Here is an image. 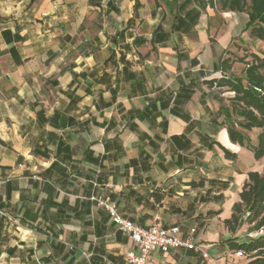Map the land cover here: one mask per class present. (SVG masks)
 Instances as JSON below:
<instances>
[{
	"label": "crops",
	"instance_id": "obj_1",
	"mask_svg": "<svg viewBox=\"0 0 264 264\" xmlns=\"http://www.w3.org/2000/svg\"><path fill=\"white\" fill-rule=\"evenodd\" d=\"M200 1L0 0V264H127L99 197L192 237L150 264H245L227 222L264 159L212 82L249 18Z\"/></svg>",
	"mask_w": 264,
	"mask_h": 264
},
{
	"label": "trees",
	"instance_id": "obj_2",
	"mask_svg": "<svg viewBox=\"0 0 264 264\" xmlns=\"http://www.w3.org/2000/svg\"><path fill=\"white\" fill-rule=\"evenodd\" d=\"M220 2L223 9L247 13L249 20L244 31L249 32L251 38L264 42V0ZM250 57V60L248 56L233 59L231 51L226 52L219 62L223 77L214 80L212 84L233 93L224 108L231 142L252 151L259 161L264 159V57L256 53H251ZM236 63L244 64L240 76L234 74ZM253 132H256L255 140L251 136ZM225 153L228 157H234L227 150ZM248 177L240 193V202L233 206V215L227 224H230L233 231L247 224L257 233L254 238L242 243L234 241L232 249L250 257L251 264H264V171L250 172Z\"/></svg>",
	"mask_w": 264,
	"mask_h": 264
},
{
	"label": "built area",
	"instance_id": "obj_3",
	"mask_svg": "<svg viewBox=\"0 0 264 264\" xmlns=\"http://www.w3.org/2000/svg\"><path fill=\"white\" fill-rule=\"evenodd\" d=\"M110 215L111 221L123 234L129 236L136 248L125 254L127 264H150L152 255L156 252L169 253L183 248L196 249L192 237H183L178 226L166 227L156 217L149 227H142L132 220L123 217L118 212L117 204L109 197L96 199ZM257 233L250 235L254 238ZM238 257H245L242 251H237Z\"/></svg>",
	"mask_w": 264,
	"mask_h": 264
},
{
	"label": "rangeland",
	"instance_id": "obj_4",
	"mask_svg": "<svg viewBox=\"0 0 264 264\" xmlns=\"http://www.w3.org/2000/svg\"><path fill=\"white\" fill-rule=\"evenodd\" d=\"M231 53L233 59L248 56V60H250L251 53H256L261 57H264V42L257 41L251 38L249 32H247L245 34V39H243L242 41H240V39H236L234 45H232ZM243 68L244 64L236 63L234 67V74L240 76L242 74ZM251 136L255 140L256 132L251 133ZM243 259L245 260V264H251L252 259L250 257H244Z\"/></svg>",
	"mask_w": 264,
	"mask_h": 264
}]
</instances>
